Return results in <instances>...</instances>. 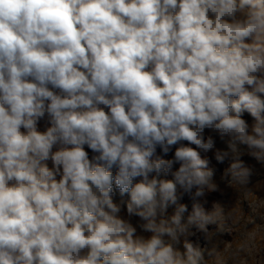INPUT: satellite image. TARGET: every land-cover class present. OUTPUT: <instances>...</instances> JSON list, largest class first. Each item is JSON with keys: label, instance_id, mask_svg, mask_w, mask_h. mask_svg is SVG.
<instances>
[{"label": "clouds", "instance_id": "clouds-1", "mask_svg": "<svg viewBox=\"0 0 264 264\" xmlns=\"http://www.w3.org/2000/svg\"><path fill=\"white\" fill-rule=\"evenodd\" d=\"M245 155L264 0H0V264H226L241 209H206L211 165L247 192Z\"/></svg>", "mask_w": 264, "mask_h": 264}, {"label": "rangeland", "instance_id": "rangeland-1", "mask_svg": "<svg viewBox=\"0 0 264 264\" xmlns=\"http://www.w3.org/2000/svg\"><path fill=\"white\" fill-rule=\"evenodd\" d=\"M244 118L251 123L252 118L250 115L245 113ZM43 129V124L41 125ZM218 147H223L222 144L218 142ZM90 151V150H89ZM90 155L92 153L90 152ZM211 155V153H209ZM246 163L251 166H254L255 172L251 177L250 183L248 185V191L237 190L232 187H228L226 181L222 180L224 169L228 166L227 163L220 165L216 164L213 160L212 167L216 169L215 172V181L220 185V188L223 190V195L220 193H211L206 199L208 203L205 205L207 210H211L212 203L215 201L220 202L226 208H231L239 202V207L241 209V218L239 224L235 225L233 229V235L223 234L214 237V240L219 243V248L221 251V259L226 261V264H264V205L261 206V209L258 212H253L250 204L255 202L256 204L264 203V165L257 163L253 158L245 155L243 157ZM170 178V177H169ZM127 200L128 197L123 198L119 197L117 194L116 200ZM189 204V210L191 208V202L185 198L184 201ZM174 211V208L170 207L168 210L169 215ZM125 213H122V215ZM249 218H253L255 223H249ZM135 222V218L134 221ZM210 230H214L215 226H209ZM183 239V237L181 238ZM194 242L198 239L201 243V246H204L205 241L203 239L202 233H197L196 236L190 237ZM247 241L249 247L246 253H243L241 257L237 258L235 261L231 259V251L235 247ZM230 242V247L228 250H225V243ZM181 250L182 245L180 246Z\"/></svg>", "mask_w": 264, "mask_h": 264}]
</instances>
